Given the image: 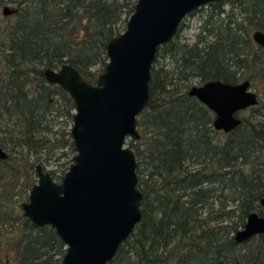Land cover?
Instances as JSON below:
<instances>
[{"label":"trees","instance_id":"trees-1","mask_svg":"<svg viewBox=\"0 0 264 264\" xmlns=\"http://www.w3.org/2000/svg\"><path fill=\"white\" fill-rule=\"evenodd\" d=\"M136 1L0 0V8L15 10L0 18V149L7 155L0 175L14 173L25 193L36 165L53 164L46 172L58 181L74 155L72 100L45 81L44 70L67 63L94 84L107 43L124 31ZM210 6L217 19L203 20L192 44L177 33L156 54L137 119L140 139L126 142L137 161L142 220L108 264H264V234L234 241L250 213L264 216V96L225 134L188 95L193 81L264 83V47L252 39L264 33V0ZM1 207L0 227H16L0 233L14 264H59L64 247L49 227H33L19 204Z\"/></svg>","mask_w":264,"mask_h":264},{"label":"water","instance_id":"water-1","mask_svg":"<svg viewBox=\"0 0 264 264\" xmlns=\"http://www.w3.org/2000/svg\"><path fill=\"white\" fill-rule=\"evenodd\" d=\"M221 1L226 0H137L124 31L107 43V63L94 84L67 63L44 70L45 81L72 100L74 155L58 181L36 165V181L19 208L33 227H49L60 240L59 264H108L142 220L137 161L126 142L140 139L137 119L149 101L156 54L188 15ZM13 13L8 6L1 9L4 17ZM252 39L264 47L263 32ZM188 95L213 113V129L225 134L241 124L239 112L259 102L248 81H207L192 86ZM6 157L0 149V160ZM259 205L264 210V194ZM262 234L264 216L253 212L234 241Z\"/></svg>","mask_w":264,"mask_h":264},{"label":"rangeland","instance_id":"rangeland-1","mask_svg":"<svg viewBox=\"0 0 264 264\" xmlns=\"http://www.w3.org/2000/svg\"><path fill=\"white\" fill-rule=\"evenodd\" d=\"M10 8V7H9ZM222 9L224 11L230 10L229 4H224ZM197 11V10H196ZM216 11L214 8L210 5L200 8L199 11L193 12L190 15H188L185 20L182 23V28L178 31V37L179 40L183 43H189L192 44L198 33L200 25L202 24L203 20H205L207 17L212 16L213 19H217ZM225 15V14H224ZM224 15H220L221 18L224 17ZM1 14V8H0V18H2ZM165 63H167L168 66H171L172 64L170 61L165 60ZM199 85L198 82L193 81L192 86ZM191 86V87H192ZM251 90L258 94V96L261 98L264 96V83H260L257 86L251 87ZM247 112H242L237 115L238 118L243 119L244 117H247ZM64 159H60L58 163L64 162ZM53 164L45 166L43 169L45 171L49 169H53ZM20 180L16 179V176L14 173H1L0 175V204L4 208H11L16 209L17 204L20 205V203L25 201V193L24 190L19 187ZM3 193H6L7 195H3ZM16 230V227H9V225L4 224L0 227V233L6 234L5 236L8 237L10 235H13ZM4 237V236H3ZM3 241L0 240V264H14L13 260L11 259L10 253H3L4 245H2ZM5 251V250H4ZM7 254V255H3ZM5 257H8L5 259Z\"/></svg>","mask_w":264,"mask_h":264},{"label":"flooded vegetation","instance_id":"flooded-vegetation-1","mask_svg":"<svg viewBox=\"0 0 264 264\" xmlns=\"http://www.w3.org/2000/svg\"><path fill=\"white\" fill-rule=\"evenodd\" d=\"M1 9H2V8H1ZM6 17H7V16H6ZM240 83H241V82H240ZM256 94H257V93H256ZM257 105H258V104H257ZM251 108H252V107H251ZM248 109H249V108H248ZM248 109H246V110H248ZM246 110L241 111V112H239V113L245 112ZM239 113H238V114H239ZM238 114H237V115H238ZM237 118H238V117H237ZM239 119H240V118H239ZM241 122H242V119H241ZM219 132H222V131H219Z\"/></svg>","mask_w":264,"mask_h":264}]
</instances>
